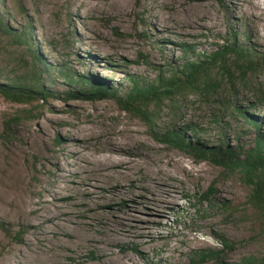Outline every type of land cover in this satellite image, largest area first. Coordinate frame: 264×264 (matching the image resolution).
Segmentation results:
<instances>
[{
	"label": "rangeland",
	"instance_id": "obj_1",
	"mask_svg": "<svg viewBox=\"0 0 264 264\" xmlns=\"http://www.w3.org/2000/svg\"><path fill=\"white\" fill-rule=\"evenodd\" d=\"M0 15L15 30L32 26L40 58L0 32V83L35 71L52 91L28 103L0 93V264H193L202 250L219 257L197 264H241L264 254V218L241 173L165 141L171 133L206 148L254 145L238 109L264 122V9L243 0H0ZM234 43L256 56L210 61L196 87L171 98L134 110L119 101L130 77L147 83L180 67L184 44L201 56ZM113 137L124 141L122 161L97 169L88 156Z\"/></svg>",
	"mask_w": 264,
	"mask_h": 264
},
{
	"label": "trees",
	"instance_id": "obj_2",
	"mask_svg": "<svg viewBox=\"0 0 264 264\" xmlns=\"http://www.w3.org/2000/svg\"><path fill=\"white\" fill-rule=\"evenodd\" d=\"M0 32L6 34V36H10L18 44L28 45L34 57V62L38 60V52L31 48V42L29 40L30 35L33 33L31 25L15 30L8 23L4 24L3 17L0 15ZM182 48L185 57L182 59L183 61L180 62V67L177 69H168L169 75L160 72L154 80L147 83L140 81L136 76L130 77V82L132 84L130 90L118 97L122 105L129 110H134V103L136 101L160 100L163 97L171 98L172 95L183 87H196L200 75L206 67L205 65L209 64L208 62L210 61L215 62L225 57V55L230 52L240 57H250L251 59L254 58L253 56L255 55L253 48L237 47L235 43L230 47H221L212 54H202L201 56L196 55V51L192 46L189 47L184 44ZM194 55L197 57L194 58ZM201 57L205 58V60H202ZM45 68L42 69L47 70V68H50L49 64H45ZM180 73L183 76H181ZM73 77L74 76L67 71L62 73V78L65 81L73 82ZM3 78L5 79L6 76ZM82 80H85L84 82L86 83L88 79L86 80L85 77H82L81 82ZM6 81L7 83H0V93L15 102L28 103L39 100V97L45 98L52 93V91L41 82L40 77L35 71L32 72L29 77L14 78L12 80L7 79ZM89 85L93 86L92 84ZM69 92L72 96H78L77 94H81L83 91L82 89L73 88ZM105 92L106 90L103 88H89L87 91L89 95L94 93L105 94ZM238 110L245 116V122L256 132L254 145L246 151L242 146L239 148V151L234 150L238 148H233L231 146L224 149L222 142L220 145L210 148L202 146L199 142L193 145L191 141H186L184 136L178 134L173 135L171 133H168L165 137V141L177 148H192L194 152L198 153V157L212 158L215 162H218L226 168L233 171L238 170L251 187L249 203H251L264 218V122H259L255 116L247 112V110H243L242 108ZM198 140L201 141L200 138H198ZM224 243L227 247L230 245L227 241ZM218 257V252L214 253L209 250H202L200 252H195L191 258L193 264H197L207 259H218ZM241 264H264V254L245 257L242 259Z\"/></svg>",
	"mask_w": 264,
	"mask_h": 264
},
{
	"label": "bare ground",
	"instance_id": "obj_3",
	"mask_svg": "<svg viewBox=\"0 0 264 264\" xmlns=\"http://www.w3.org/2000/svg\"><path fill=\"white\" fill-rule=\"evenodd\" d=\"M123 1V0H122ZM126 2V1H125ZM243 2L249 5L253 12L264 9V0H243ZM128 3V2H127ZM120 4V3H119ZM195 4V3H194ZM198 4V3H197ZM196 4V5H197ZM203 4V3H202ZM193 6V5H192ZM200 6V5H199ZM195 7V6H194ZM192 7H190L191 9ZM199 8V7H198ZM195 9V8H194ZM181 11L183 9H180ZM200 10V9H199ZM198 10V11H199ZM249 10V9H248ZM184 11V10H183ZM179 12V11H178ZM186 12V11H185ZM180 13V12H179ZM249 13V12H248ZM251 13V11H250ZM186 14V13H185ZM184 15V14H183ZM184 18V17H183ZM162 19V18H161ZM179 19V18H178ZM133 128V127H132ZM78 133V132H77ZM108 134V133H107ZM67 135V134H66ZM79 135V134H78ZM79 137V136H77ZM83 137V136H82ZM128 137V136H127ZM126 137V138H127ZM31 138V137H30ZM130 138V137H129ZM80 139V138H79ZM108 139V138H107ZM73 140V139H72ZM77 140V139H76ZM83 141V140H82ZM102 142V141H101ZM129 142V140H128ZM75 147V146H74ZM78 147V146H77ZM124 141L111 139L109 142L105 143L102 147V153L97 157H89L88 161L93 164L97 169H107L109 167H115L120 165L122 159L119 155L123 152ZM78 149V148H77ZM86 149V148H85ZM78 152V151H77ZM80 152V151H79ZM139 155V154H138ZM83 156V153L79 154V157ZM80 160V159H79ZM58 182V181H57ZM58 194V193H57ZM44 212V211H43ZM61 223V222H60ZM59 223V224H60ZM47 225V224H46Z\"/></svg>",
	"mask_w": 264,
	"mask_h": 264
}]
</instances>
